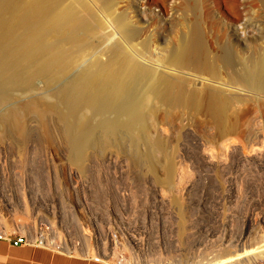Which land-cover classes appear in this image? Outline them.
<instances>
[{
    "label": "rangeland",
    "instance_id": "rangeland-1",
    "mask_svg": "<svg viewBox=\"0 0 264 264\" xmlns=\"http://www.w3.org/2000/svg\"><path fill=\"white\" fill-rule=\"evenodd\" d=\"M47 1L52 33L16 67L14 81L0 77V115L33 99L47 108L45 121L28 115L34 130L27 140L0 129V218L12 233L35 223L80 257L101 255L108 242L107 253L118 256L104 257L109 264H179L218 237L225 245L251 244L264 232V153H252L264 148V78L246 81L247 70L264 60L260 1L238 2L247 30L260 34L239 50L224 29L235 17L212 0H190L186 11L185 0H171L177 13L147 10L148 23L133 12L135 0ZM121 23L130 37H121ZM191 28L212 75L184 68L172 80L162 50L179 46ZM103 62L141 69L113 94L92 68ZM167 78L168 98L146 93L152 81ZM81 88L85 98L73 102L71 93ZM209 93L223 100L233 131L219 133L206 115ZM134 107L139 121L130 126ZM71 123L78 135L71 136ZM225 143L236 146L225 152Z\"/></svg>",
    "mask_w": 264,
    "mask_h": 264
},
{
    "label": "bare ground",
    "instance_id": "bare-ground-1",
    "mask_svg": "<svg viewBox=\"0 0 264 264\" xmlns=\"http://www.w3.org/2000/svg\"><path fill=\"white\" fill-rule=\"evenodd\" d=\"M174 1L159 0V5H156V8H153V4L149 0H135L131 4L135 5L136 8L133 12H136V14H140L141 17L145 20V23H148L149 20L145 19L147 16V10H150L157 17H160L159 15H163L168 11H172V13L174 12L173 14H175V12L177 13L178 7L176 5L177 3H175ZM212 1L216 3V6L219 8L224 5L227 10L235 17V20L230 23L231 26H225L224 28L226 31L225 34L230 36V40H232L235 50H239L241 48V42L242 44L248 45L251 41H255L260 37L259 33H254L253 31V33H250L247 30L249 25L247 26L241 19L242 15L238 10L239 0ZM258 1H260L261 5L264 8V0ZM125 3L130 2L127 1ZM190 3V0H185L184 4L180 8L186 11ZM49 9L50 3L47 0H0L1 78L5 77L8 81H14L16 67L20 64L32 60L37 55V52L41 46V41L45 36L52 33V28H50ZM154 9H160V14L155 13ZM132 23L133 25H137L136 19L133 18L131 20V24ZM61 25L67 24L65 22H62ZM71 27H74V25L72 24ZM230 27H233V31H231L232 29H230ZM121 29V37L122 35H127L128 37H130L128 30H126V26H124V24L122 23ZM237 41L240 42L237 43ZM198 49L199 46L196 31L193 28H191L186 33L185 38H183L179 46L170 50L163 49L161 53L162 55L159 56L160 58H164V60H166L168 63V72H164L167 74L168 78L176 80L180 76L176 77L177 75L174 73L177 70H184V68L190 71H194V73H199L202 76H204L205 74L212 75L210 74V65L207 62L203 61L202 58H198ZM92 68L95 73L104 76L105 79L113 85V94L120 93V89L123 88L126 85L127 81L131 78V73L134 72L135 74H137L141 69L140 66L136 63H130L129 68L123 71L118 64L110 65L109 62L97 63L93 65ZM263 71L264 60L256 68L247 70V83L250 85L261 83V80H263L264 78ZM168 78L164 79V81L161 80L162 82L152 81L146 93L149 92L152 96L158 99L168 98L169 89L173 84ZM236 79L244 82L243 78ZM87 85H89L88 82ZM85 94L86 91L82 90V88L78 90L76 89L71 93L70 98L73 102H80L83 100V98H85ZM206 98V115L212 118L216 122V124H218L219 133L226 132V130H229L230 128V125L228 126L227 124L231 116L229 118V114L225 109L223 100L216 93H209L206 95ZM3 100L4 99L2 98V101ZM46 110L47 108L37 103L35 99L10 106L6 109L5 112H2L0 115V129H3V132L7 133V135L16 134L18 135V137H21L23 139L29 138L34 129L30 126V119L28 118V115L34 114L40 120L45 121V116L47 113ZM127 113L129 114L128 119L130 126H136L139 121L138 109L134 107ZM127 121L128 120H126V122ZM67 127L68 130L72 132L71 136L78 135L77 128L74 127V124H67ZM234 129L235 127L232 126L230 128V131H233ZM154 133L157 138H160L161 134L164 133V130L161 127H158L155 129ZM235 146L236 145L234 143H225L222 149L223 151L228 152V149L235 148ZM252 150L253 148L251 149V151ZM252 153L262 155L264 153V148H260L256 151L254 150L252 151ZM75 162L77 164L78 160H75ZM78 203L79 206H83V202L81 203L80 201H78ZM51 211L53 214L55 213L53 209ZM181 214L183 213L181 212ZM45 222L48 221L45 220ZM0 229L1 232L5 235L15 231L14 229L9 228L5 220L1 218ZM17 230L24 232L29 238L32 245L37 244L43 248L56 250L60 253L66 252L67 254H71V250L69 249H73L69 248L70 246H68V244L64 242L58 243L56 242V240H51L48 236H45V234L43 233V229H41L40 227L37 228L35 223L33 224V226H30L28 223H24L22 225H19ZM183 231H185L184 226L181 227V233H183ZM257 234L258 235L248 246H235L233 242H228L225 245L224 241L219 242V237L214 234L216 237H218L217 240H207L204 244H202V249H197L198 251L196 253H192L190 257L188 256L189 258H187V256H184L187 258L185 259L186 261L182 260L181 262H179V264H255L258 262L257 260H264V232L262 231ZM131 238L134 239L135 237L131 236ZM132 239L131 242H134ZM229 241H231V239ZM107 244L108 242L104 243L105 246L103 247V252L100 253L101 255L96 256L94 259L108 264L109 261L104 260V257L108 256L109 258H115L113 257L115 253H107ZM82 249H84V252L82 250V254H84V256L88 254V248L86 246ZM123 262V259H121L118 261V264H124ZM126 264H128V262Z\"/></svg>",
    "mask_w": 264,
    "mask_h": 264
},
{
    "label": "crops",
    "instance_id": "crops-1",
    "mask_svg": "<svg viewBox=\"0 0 264 264\" xmlns=\"http://www.w3.org/2000/svg\"><path fill=\"white\" fill-rule=\"evenodd\" d=\"M12 234V233H9ZM7 234V235H9ZM0 264H107L92 257L64 254L37 244L13 246L0 240ZM109 264V263H108Z\"/></svg>",
    "mask_w": 264,
    "mask_h": 264
},
{
    "label": "built area",
    "instance_id": "built-area-1",
    "mask_svg": "<svg viewBox=\"0 0 264 264\" xmlns=\"http://www.w3.org/2000/svg\"><path fill=\"white\" fill-rule=\"evenodd\" d=\"M8 240L13 246H23V245H31V242L27 235L25 234H19L17 232L5 235L1 232L0 229V240Z\"/></svg>",
    "mask_w": 264,
    "mask_h": 264
},
{
    "label": "water",
    "instance_id": "water-1",
    "mask_svg": "<svg viewBox=\"0 0 264 264\" xmlns=\"http://www.w3.org/2000/svg\"><path fill=\"white\" fill-rule=\"evenodd\" d=\"M64 254H67L66 252H64Z\"/></svg>",
    "mask_w": 264,
    "mask_h": 264
}]
</instances>
